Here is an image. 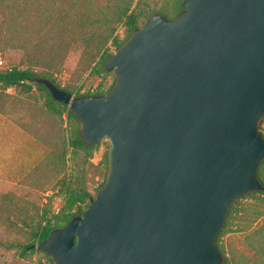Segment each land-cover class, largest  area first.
Masks as SVG:
<instances>
[{
	"label": "water",
	"instance_id": "1",
	"mask_svg": "<svg viewBox=\"0 0 264 264\" xmlns=\"http://www.w3.org/2000/svg\"><path fill=\"white\" fill-rule=\"evenodd\" d=\"M181 3L106 58V93L38 78L84 144L109 143L103 185L37 245L53 264H222L229 206L263 189L264 0Z\"/></svg>",
	"mask_w": 264,
	"mask_h": 264
},
{
	"label": "rangeland",
	"instance_id": "2",
	"mask_svg": "<svg viewBox=\"0 0 264 264\" xmlns=\"http://www.w3.org/2000/svg\"><path fill=\"white\" fill-rule=\"evenodd\" d=\"M175 1L131 0L130 8L171 18ZM115 6V0H0V70L16 66L31 68L39 76L49 72L73 95L105 90L114 75L91 72L99 58L95 45L74 44L69 38L74 33H61L55 26L60 16L84 26L94 18H105L114 34L122 37L125 29ZM146 18L143 13L138 23ZM89 26L86 35L94 28ZM55 108L34 84L30 91L0 89V264H53L43 251L21 256V247L37 244L32 231L44 215L49 217L63 206L66 186L88 190L93 196L106 177L109 143L102 140L91 151L73 146L79 123L58 115ZM258 128L264 134V120ZM232 205L219 244L229 264L234 260L254 264L248 236L264 224V194L243 195Z\"/></svg>",
	"mask_w": 264,
	"mask_h": 264
},
{
	"label": "trees",
	"instance_id": "3",
	"mask_svg": "<svg viewBox=\"0 0 264 264\" xmlns=\"http://www.w3.org/2000/svg\"><path fill=\"white\" fill-rule=\"evenodd\" d=\"M124 2L125 0H115V5H116L115 13H117L118 17L123 21V25L125 29L124 35L122 37H120L118 34H114L115 28L108 25L107 24L108 20L105 18L103 20H100L99 18H94L93 20H91V23L88 24L93 25L94 28H92V31L88 35H86L85 30L88 27H90L89 25L88 26H84V24L75 25L76 23L69 22L63 16H60L58 18V22L56 23L57 25L55 26V29L57 31H60L61 33L64 32L74 33V35L69 36V38L71 37L70 39L72 43L74 44L82 43L85 46L93 44L97 48V54L99 55L98 56L99 58L95 66L92 67L91 72H94L96 74L108 73V71L104 67V62L106 58L131 36L132 31L135 27L140 26L138 21H139V17L143 13L146 14L147 17L154 14L151 11H147L146 9H140V10H136L135 8L131 9L130 8L131 0L126 1L125 6H123V8L122 7L119 8L121 3ZM174 7H175L174 16L171 18H174L183 9V4L181 3V0H176ZM161 13L166 14L165 12H161ZM111 47H113V50H111ZM40 77L47 78L51 82L56 84L53 78L50 76L49 72H44L42 75L39 76V74H37V72H35L31 68H19L13 66L4 70H0V89H7L9 87H20L25 91H30L34 84L36 87L41 88L45 91V95L48 99V103L50 107L55 108L56 105L61 107L60 109L55 108L56 113H58V115L62 116L63 114H65L67 119L77 120L67 105L54 100L50 95L49 91L45 88V86L40 82H38V78ZM114 82H115V77L113 76L111 83L107 86L105 90H97L95 92H84V93L76 92L75 95L77 96L86 95V94L101 95L109 91L112 88ZM56 85L60 87L58 84ZM262 120L260 121V123L262 122ZM261 134L264 137V134L263 133ZM71 143L73 146H80L87 151H91L93 147L96 146V145L87 146L86 144H84L79 138V130L77 131ZM257 176L263 185V189L258 191H253V193L264 194V179H263L264 158L261 160L258 166ZM105 178L106 177H104L103 180L99 183V185L95 188V191H97V189H99L103 185ZM65 191L66 193L64 196L63 206L59 209L58 212L51 214L49 217L47 215L43 216L42 221H40L36 229L32 231L33 238L36 239L37 244L34 245L32 243H28L23 245L21 247V252H20L21 256H24L28 251H33V250L42 252L43 250L37 247L38 243L41 240L45 239L53 228L62 227L71 217L78 214L80 209H82L81 204L84 203L86 205L88 203L89 197L92 196L90 191L88 190L85 189L75 190L69 188V186H66ZM250 193L252 192H249L245 195H248ZM74 207H76L78 211H73ZM232 207L233 205L231 204L229 206L226 215V225L231 217L229 212L232 209ZM226 225L225 224L223 225V228L221 229V231L219 232V234L215 239L216 245L222 255V259H223L222 264H229L230 262V259L225 256V253L219 244V237ZM258 236H260V238H257ZM248 239L250 240L249 243L254 251V256H255L254 260H257L256 262H254V264H264V224H262V226H260L257 230L253 231L248 236ZM35 246L36 248H34ZM49 261L52 262L51 258H49ZM232 264H236V261L234 260Z\"/></svg>",
	"mask_w": 264,
	"mask_h": 264
},
{
	"label": "built area",
	"instance_id": "4",
	"mask_svg": "<svg viewBox=\"0 0 264 264\" xmlns=\"http://www.w3.org/2000/svg\"><path fill=\"white\" fill-rule=\"evenodd\" d=\"M0 65H2V60H0ZM7 69V68H6Z\"/></svg>",
	"mask_w": 264,
	"mask_h": 264
},
{
	"label": "crops",
	"instance_id": "5",
	"mask_svg": "<svg viewBox=\"0 0 264 264\" xmlns=\"http://www.w3.org/2000/svg\"><path fill=\"white\" fill-rule=\"evenodd\" d=\"M10 88V87H9ZM8 89V88H7ZM1 122V121H0Z\"/></svg>",
	"mask_w": 264,
	"mask_h": 264
}]
</instances>
